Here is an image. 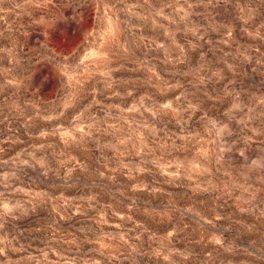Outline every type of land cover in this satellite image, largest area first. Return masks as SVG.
Wrapping results in <instances>:
<instances>
[{
    "label": "rangeland",
    "instance_id": "rangeland-1",
    "mask_svg": "<svg viewBox=\"0 0 264 264\" xmlns=\"http://www.w3.org/2000/svg\"><path fill=\"white\" fill-rule=\"evenodd\" d=\"M0 264H264V0H0Z\"/></svg>",
    "mask_w": 264,
    "mask_h": 264
}]
</instances>
